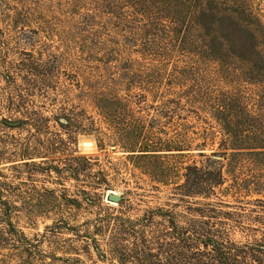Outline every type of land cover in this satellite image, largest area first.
Wrapping results in <instances>:
<instances>
[{"label": "rangeland", "instance_id": "374dc122", "mask_svg": "<svg viewBox=\"0 0 264 264\" xmlns=\"http://www.w3.org/2000/svg\"><path fill=\"white\" fill-rule=\"evenodd\" d=\"M245 2L264 26V0ZM75 4L0 0V65L40 64L10 72L53 132L0 131V146L14 149L11 136L29 143L24 166L14 168L19 158L0 161L3 182H24L0 197L27 202L10 221L33 249L31 264H117L96 250L108 248V233L91 227L102 209L130 205L134 217L144 208H171L184 224L193 204L178 200L174 188L184 182L185 166L204 161L199 152L226 154L219 158L226 181L216 197L184 200L253 207L264 198L253 191L261 182L233 187L234 176L248 180L257 170L247 162L228 165L238 150L219 147L224 130L210 111L220 100L243 103L264 128V31L232 8L202 5L195 29L172 33L158 23L154 34L138 28L132 34L117 31L87 0ZM1 104L0 98V110ZM61 107L74 111V131L53 120ZM130 138L140 142L134 151L123 147ZM110 193L119 199L110 200ZM233 237L244 240L239 232ZM16 254L0 248V264H23Z\"/></svg>", "mask_w": 264, "mask_h": 264}, {"label": "trees", "instance_id": "16d2710c", "mask_svg": "<svg viewBox=\"0 0 264 264\" xmlns=\"http://www.w3.org/2000/svg\"><path fill=\"white\" fill-rule=\"evenodd\" d=\"M78 1L72 0L74 5ZM87 2L92 7L91 11L106 15L107 22L117 31L119 26L130 30L132 34L133 28L144 32L150 29L154 34L151 28L158 23L160 27L157 29L171 27L172 33L181 26L184 30L187 27L195 29V11L202 5L232 8L251 25L259 26L264 31L259 17L253 13L245 0H87ZM125 29L123 31L126 32ZM105 30L110 31L107 28ZM107 41L110 42L108 39ZM24 62L9 65L5 62V66L0 65L2 67L0 82L5 81L4 86L0 87L2 101L0 131L4 134L6 129H17L25 131L27 136L31 137L52 134L49 117L43 116L42 112L29 106L27 94L15 84V77L10 72L11 67L20 68L23 65L28 71H36V65L40 66L37 62ZM210 111L221 122L224 130L219 147L238 150L230 153L233 162H229L228 165L232 167L240 162L239 166L244 165L245 168L244 163L247 162L253 170H257L248 180H238L234 176L233 187L235 189L242 187L239 182H261L253 184V191L264 197V128L258 116L245 104L232 101L220 100L210 106ZM74 114L73 110L61 107L53 114V120L62 129L74 131L73 127L76 129V123H79ZM11 139L12 144L16 143L14 144L16 147L10 150L5 143L0 146V161L19 158L22 162L13 164L14 168L18 164L24 166L26 164L24 160L29 155V143L19 142L14 136H11ZM127 141L123 147L129 151L140 147L138 146L140 142H136L135 138ZM199 155L205 157L204 161L200 165L192 163L185 166L184 182L174 188L178 200L193 204L186 207L191 216L184 224L179 223L176 211L171 208H144L140 215L134 217L129 214L132 209L130 205L113 211L102 209V212H97L91 227L102 234L108 233V248L102 251L96 246V250L119 259L117 264H264V198L254 199L253 207H232L221 200L218 202L184 200L185 197L189 199L216 197V189L226 181L223 164L219 160L222 156L225 158V153L212 151L209 154L199 152ZM18 174H21V171H18ZM23 183L12 185L0 179V196L20 190ZM81 192L86 193L84 190ZM26 208L25 200L16 203L0 197V248L7 247L12 252H19L16 256L21 257L20 262L31 264L33 249L30 248V243L23 232L10 221L17 212ZM88 222L87 228L90 226V221ZM237 232L244 240L233 237ZM85 241L88 246L86 239Z\"/></svg>", "mask_w": 264, "mask_h": 264}, {"label": "water", "instance_id": "95a60500", "mask_svg": "<svg viewBox=\"0 0 264 264\" xmlns=\"http://www.w3.org/2000/svg\"><path fill=\"white\" fill-rule=\"evenodd\" d=\"M84 143L86 144L87 142H84ZM109 199L112 200V201H117L119 199V197L117 195L113 194V193H110L109 194Z\"/></svg>", "mask_w": 264, "mask_h": 264}, {"label": "bare ground", "instance_id": "6f19581e", "mask_svg": "<svg viewBox=\"0 0 264 264\" xmlns=\"http://www.w3.org/2000/svg\"><path fill=\"white\" fill-rule=\"evenodd\" d=\"M93 143H94V142H93ZM81 144H82V143H81ZM88 144H89V141H88ZM82 146H84V147L86 146V147H87V145H83V144H82ZM86 147H85V148H86ZM88 147H89V146H88Z\"/></svg>", "mask_w": 264, "mask_h": 264}]
</instances>
